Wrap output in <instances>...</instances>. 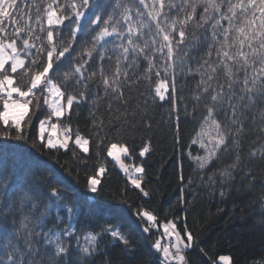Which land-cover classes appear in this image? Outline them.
<instances>
[{
	"label": "snow or ice",
	"instance_id": "1",
	"mask_svg": "<svg viewBox=\"0 0 264 264\" xmlns=\"http://www.w3.org/2000/svg\"><path fill=\"white\" fill-rule=\"evenodd\" d=\"M178 76L194 80L192 113H201L188 158L203 172L230 150L231 141L235 159L219 176L221 183L234 180L245 121L254 108L253 121L258 118L264 132V0H0V157L10 161L0 166V264H98V256H104L102 264H116L108 247L127 253L135 246L129 209L143 233H158L151 247L161 264H188L186 253L196 242L186 223L181 230L175 220L161 221L129 204L126 190L120 203L102 206L97 199L88 205L90 195L105 192L107 158L133 189L149 196L142 187L143 163L125 162L135 148L123 136L141 125L150 129L149 109L162 101L170 105L180 144L181 111L188 113V103ZM85 104L90 105L89 136L71 123L72 113ZM90 139L96 165L84 177L77 203L69 205L65 178L51 162L71 150L73 159L87 165ZM192 145L203 155H193ZM150 152L149 138L138 156ZM249 156L264 160V143ZM21 163L25 171L17 181ZM215 175L208 176L209 186ZM81 202L99 206L117 223L98 231L78 229ZM200 251L208 264H232L230 255Z\"/></svg>",
	"mask_w": 264,
	"mask_h": 264
},
{
	"label": "trees",
	"instance_id": "2",
	"mask_svg": "<svg viewBox=\"0 0 264 264\" xmlns=\"http://www.w3.org/2000/svg\"><path fill=\"white\" fill-rule=\"evenodd\" d=\"M73 47L76 45L74 44ZM64 70L66 68L61 71ZM194 85L195 82L191 77H177V87L183 86V95L188 103V113L181 111L179 145L175 143L174 121L170 120L168 115L170 105L162 101H157L149 109L150 129H145L141 125L135 130H129L123 136V140L128 143L130 149L135 148L132 158H125V161L129 164L143 163L145 174L142 187L149 192V196L143 197L139 190L133 189L115 162L107 158L108 171L102 181L105 192L99 198L90 195L88 205H94L97 199L100 200L102 206L120 203L121 192L126 190V199L129 204L140 205L152 211L161 221L173 219L181 230L185 223L187 224L188 230L192 232L196 245H198V247L194 245L186 253L188 264H208V257L200 251L201 248L209 255L215 253L217 257L230 255L232 264H251L254 260L264 259V223H261L264 221V160L249 156L251 148L264 143V132L260 131L261 122L258 118L255 122L253 121V115L258 112V109L254 108L247 114L246 133L239 150L241 163L234 172L235 179L221 183L219 170L232 164L236 155L235 150L231 149V141H229L230 150L221 152L219 158L203 172L187 156L188 145L198 130L201 114L199 111L192 113L193 101L189 97ZM69 90H74L71 85H69ZM89 108L90 105L85 104L78 110V113L73 112L71 115L73 127H78L85 136L90 135L91 129ZM100 111L104 112V108L101 107ZM37 117L43 118L40 113H37ZM33 124L34 133L38 119H34ZM113 138H115L114 134ZM149 138L151 139V152L146 157L140 158L138 152L142 141ZM76 151L83 158L85 154L79 153V150ZM95 151V140L90 139V151L86 154L88 156L87 165L80 163L79 159H73L71 150L66 154H61L59 162H51L65 178L69 205L76 204L78 194L84 191V177L91 173L96 165ZM101 152L103 153V149ZM191 152L193 155H203L198 145H192ZM103 157H106V153H103ZM17 159L22 161L25 157L18 155ZM5 165H10L9 158L0 157V166ZM69 169H72L71 174H69ZM248 170L251 172L245 175ZM24 171V165L21 163L15 173V180L21 179ZM77 172H79V177H77ZM213 173H216V183L214 186H209L208 176ZM181 175L184 177L183 181L180 179ZM189 178L192 180L191 184H188ZM221 190L225 192L223 197L220 195ZM181 195H183V201ZM0 203H2V198H0ZM120 206L127 208L124 204ZM81 208L82 213L77 221L78 229L98 231L103 225L117 223L106 212H102L99 206L90 208L83 206L81 202ZM60 215L65 216L63 209ZM126 215L132 224L130 230L134 229L132 231V238L135 240L134 249L126 253L120 248L108 247L107 255L116 264H161V255L151 247L158 233L155 230L151 235L143 233L140 226L135 223V217L131 216L130 209ZM106 240L107 237L102 245L106 243ZM95 259L98 264H102L104 256H98Z\"/></svg>",
	"mask_w": 264,
	"mask_h": 264
},
{
	"label": "rangeland",
	"instance_id": "3",
	"mask_svg": "<svg viewBox=\"0 0 264 264\" xmlns=\"http://www.w3.org/2000/svg\"><path fill=\"white\" fill-rule=\"evenodd\" d=\"M126 162V161H125ZM117 168L119 169V167L117 166ZM119 171H121L120 169H119ZM122 172V171H121ZM123 173V172H122ZM125 177V176H124ZM126 178V177H125Z\"/></svg>",
	"mask_w": 264,
	"mask_h": 264
},
{
	"label": "bare ground",
	"instance_id": "4",
	"mask_svg": "<svg viewBox=\"0 0 264 264\" xmlns=\"http://www.w3.org/2000/svg\"><path fill=\"white\" fill-rule=\"evenodd\" d=\"M133 164V163H132Z\"/></svg>",
	"mask_w": 264,
	"mask_h": 264
}]
</instances>
